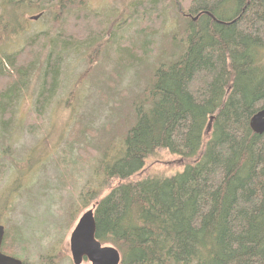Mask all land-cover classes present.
Segmentation results:
<instances>
[{
    "label": "trees",
    "instance_id": "obj_1",
    "mask_svg": "<svg viewBox=\"0 0 264 264\" xmlns=\"http://www.w3.org/2000/svg\"><path fill=\"white\" fill-rule=\"evenodd\" d=\"M118 2L141 22L143 36H153L175 11L186 22L187 47L168 67L157 68L143 93L149 108L138 111L115 162L100 166L107 181H118L95 204L96 238L121 252V264H264V134L250 127L264 109V0H112L114 18L68 1V16L54 18V38L32 35L19 51L0 57L2 127L11 123L13 106L42 58L40 115L61 87L63 53L88 43V68L69 99L76 93L93 68L91 57L103 51L123 15H117ZM42 9L36 0H0V49L23 37L27 11L39 15ZM131 50L142 60V51ZM78 134L72 128L70 147L80 143ZM77 152L83 176L97 151L84 146ZM162 153L180 157L182 170L136 179ZM21 232L7 226L2 250L25 260L32 249Z\"/></svg>",
    "mask_w": 264,
    "mask_h": 264
},
{
    "label": "rangeland",
    "instance_id": "obj_2",
    "mask_svg": "<svg viewBox=\"0 0 264 264\" xmlns=\"http://www.w3.org/2000/svg\"><path fill=\"white\" fill-rule=\"evenodd\" d=\"M36 1L43 5L41 17L30 20L38 13H25L28 23L23 37L0 49L1 58L19 51L32 35L51 33L54 38L59 32L54 18L68 16L72 8L66 13L68 1L106 18L115 17L112 0H58L62 4L57 6L52 0ZM120 3L117 15H123L108 32L103 51L91 57L93 68L70 99V87L89 65L88 43L63 53L61 87L43 115L36 112V100L46 57L30 71L6 129L0 115V223L20 227L23 239L31 244L32 253L25 257L28 264H73L70 237L79 218L118 181H107L100 166L115 162L125 149L123 139L135 125L138 111L149 108L143 93L157 68L168 67L173 54L179 50L180 55L184 43L187 47L186 22L175 11H168L164 25L153 36H143L141 22L133 21L129 6L123 10ZM132 48L142 51V60H136ZM76 126L80 143L70 147V132ZM84 146L95 148L97 156L82 176L77 148ZM182 168L180 157L162 153L150 159L136 179L171 176Z\"/></svg>",
    "mask_w": 264,
    "mask_h": 264
},
{
    "label": "water",
    "instance_id": "obj_3",
    "mask_svg": "<svg viewBox=\"0 0 264 264\" xmlns=\"http://www.w3.org/2000/svg\"><path fill=\"white\" fill-rule=\"evenodd\" d=\"M40 17L41 14L35 15L30 20H38ZM250 127L256 134H264V109L251 118ZM95 208L96 205L81 215L71 234L70 251L73 264H121V252L114 246L104 245L96 238ZM5 235L6 228L0 224V264H23L22 260L1 252Z\"/></svg>",
    "mask_w": 264,
    "mask_h": 264
},
{
    "label": "flooded vegetation",
    "instance_id": "obj_4",
    "mask_svg": "<svg viewBox=\"0 0 264 264\" xmlns=\"http://www.w3.org/2000/svg\"><path fill=\"white\" fill-rule=\"evenodd\" d=\"M183 14H184V13H183ZM0 224H1V223H0ZM1 225H3V224H1ZM5 228H6V226H5ZM2 246H3V244H2ZM1 252H2L3 254L7 255V256L17 258V257H15V256H13V255L6 254V253L2 250V248H1ZM17 259H20V258H17ZM20 260H22V261H23V264H25V260H24V259H20Z\"/></svg>",
    "mask_w": 264,
    "mask_h": 264
},
{
    "label": "bare ground",
    "instance_id": "obj_5",
    "mask_svg": "<svg viewBox=\"0 0 264 264\" xmlns=\"http://www.w3.org/2000/svg\"><path fill=\"white\" fill-rule=\"evenodd\" d=\"M207 14H208V13H207ZM186 16H188L189 18H192V16H190V15H186ZM195 18H197V17H195ZM195 18H193V20H194ZM196 20H197V19H196ZM196 20H195V21H196Z\"/></svg>",
    "mask_w": 264,
    "mask_h": 264
}]
</instances>
